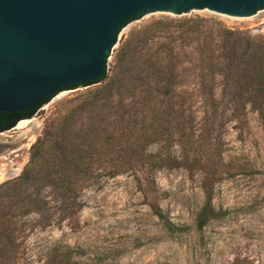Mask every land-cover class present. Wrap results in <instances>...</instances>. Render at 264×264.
<instances>
[{
	"label": "rangeland",
	"instance_id": "obj_1",
	"mask_svg": "<svg viewBox=\"0 0 264 264\" xmlns=\"http://www.w3.org/2000/svg\"><path fill=\"white\" fill-rule=\"evenodd\" d=\"M154 22L162 23L156 40L126 49L117 65L116 54L131 35ZM219 23L244 45L239 56L264 54V8L245 18L208 9L183 15L148 12L120 33L105 82L65 91L25 120L30 123L21 127V121L5 130L0 136L1 200L21 191L38 197L40 205L9 214L17 223L15 243L0 252V264H264V115L249 107L240 116L228 110L211 131L199 80L193 79L201 72L194 52L206 39L199 30L212 33L214 46L223 54L226 39L219 36ZM148 63L169 66L178 77L164 99L170 106L167 131L147 147L148 154L167 155L171 161L152 175L155 187L141 173L139 178L130 170L117 175L125 159L117 141H110V154L96 157L87 173L77 171L72 192L56 182V175L47 181L32 179L19 190L7 185L24 175L34 146L43 143L42 174H48L59 146L77 137L80 143L95 112L105 125L115 122L117 112L109 114L106 103L119 107L121 102H139ZM111 80L124 82L108 93ZM222 83L217 77L218 99L224 95ZM191 116L195 127L190 132ZM184 158L185 164L179 165ZM207 192L221 217L197 231L196 216ZM150 203L158 204L169 222L185 232L172 237Z\"/></svg>",
	"mask_w": 264,
	"mask_h": 264
},
{
	"label": "trees",
	"instance_id": "obj_2",
	"mask_svg": "<svg viewBox=\"0 0 264 264\" xmlns=\"http://www.w3.org/2000/svg\"><path fill=\"white\" fill-rule=\"evenodd\" d=\"M161 25V22H154L133 33L131 35L132 39L126 41L125 45L117 52V65H121L125 59L126 49L133 50L141 42L156 40L161 33ZM219 25L222 28L219 36L226 39V44L222 47L223 54H219L220 52L214 46L213 34H204L202 30L198 32L200 33L199 35H203L206 38L203 42L204 46L194 52L199 58L200 65H197V67H200L201 72L196 74L193 79L199 80V88L203 94V112L209 117L206 126L211 131H216L217 119L224 117L228 110L234 116H240L249 107L250 111L264 115V54L253 56V58L252 56L249 58L247 55L244 56V53L239 56L240 52H244V45L236 43L232 39L235 35L234 32L222 23H219ZM164 50H167V48ZM108 61L106 60L105 74L94 82L95 84L103 83L108 78ZM145 70L143 80H147V82L145 92L139 95L140 100H137L139 102L133 101L128 105L121 102L119 107H116V104L112 106L107 105L110 104L109 102L106 103L103 107L107 108L109 114L112 111L117 112L115 122H107V125H105V121L100 120L102 117L99 114L100 112H95L96 117L80 143L77 142L79 138L77 137L69 141L66 146L64 145L65 147L59 146L56 164L48 166L52 170L48 174H42L43 169L46 167L41 152L43 143L34 146L24 175L19 178L20 180L7 185L10 184L14 190H19L24 183L32 179L37 181L44 179V181H47V179L56 175V182L60 183L66 192H72L77 183L75 181L77 171L82 169L83 173H87L89 165H92L91 163L96 157L110 154L109 150H107L112 145L110 141H117L120 147L119 154L121 153L125 158L124 162L117 166L120 170L122 168L121 171L118 169L120 172L117 175L129 170L132 171L135 177H138L139 173H141L147 179L151 178L150 183L155 187L156 181L152 175L158 169L166 167L171 161L167 155L165 157H156L148 154L147 147L154 140H157L159 135H163L167 131L170 106L164 103V99L168 97V94L174 88V80H177L178 77L169 66H161L160 64L148 63ZM219 76L223 81L224 94L220 99L215 95L216 80ZM121 82L123 83L124 80H111L110 84L106 86L108 93L114 88L116 83L120 84ZM50 101L51 98H45L37 107L22 113L0 111V122L9 124L4 130L15 127L22 119H32L39 109ZM100 110L104 112L102 108ZM187 125L189 127L188 130L191 132L195 127L193 116H191ZM89 156L93 157L90 162L88 161ZM185 161H187V158H184L183 162L178 164L184 165ZM205 189L207 191L206 187ZM1 198L0 252L8 251L15 243L14 237L17 223L9 214L13 212L15 215L17 210L26 212L31 205L38 209L40 205L38 197L32 194L26 195L21 191L13 194V196H6L7 201L1 200ZM68 199H72V197ZM150 207L172 237L185 232L169 222L158 204L150 203ZM220 217L221 214L213 206L211 194L207 192L205 203L196 216V230L203 231L212 221ZM67 259L70 260V258Z\"/></svg>",
	"mask_w": 264,
	"mask_h": 264
},
{
	"label": "water",
	"instance_id": "obj_3",
	"mask_svg": "<svg viewBox=\"0 0 264 264\" xmlns=\"http://www.w3.org/2000/svg\"><path fill=\"white\" fill-rule=\"evenodd\" d=\"M263 8L264 0H0V111L26 112L95 84L122 30L148 12L245 18Z\"/></svg>",
	"mask_w": 264,
	"mask_h": 264
},
{
	"label": "flooded vegetation",
	"instance_id": "obj_4",
	"mask_svg": "<svg viewBox=\"0 0 264 264\" xmlns=\"http://www.w3.org/2000/svg\"><path fill=\"white\" fill-rule=\"evenodd\" d=\"M19 122H21V120H20ZM19 122H18V123H19ZM18 123H17V124H18ZM8 125H9L8 123L0 122V130H4V128H6ZM5 132H6V131L4 130V132L0 133V136H3ZM2 151H3V150H0V153H1Z\"/></svg>",
	"mask_w": 264,
	"mask_h": 264
},
{
	"label": "bare ground",
	"instance_id": "obj_5",
	"mask_svg": "<svg viewBox=\"0 0 264 264\" xmlns=\"http://www.w3.org/2000/svg\"><path fill=\"white\" fill-rule=\"evenodd\" d=\"M28 123H30V121H22L21 122V124H20V126L22 127V125L24 126V125H26V124H28ZM21 129V128H20ZM9 175V174H8Z\"/></svg>",
	"mask_w": 264,
	"mask_h": 264
}]
</instances>
